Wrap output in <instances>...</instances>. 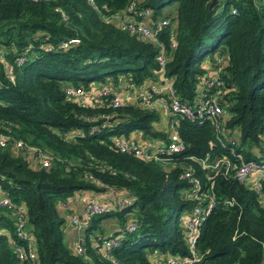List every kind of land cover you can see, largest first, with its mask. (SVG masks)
<instances>
[{
	"label": "trees",
	"instance_id": "1",
	"mask_svg": "<svg viewBox=\"0 0 264 264\" xmlns=\"http://www.w3.org/2000/svg\"><path fill=\"white\" fill-rule=\"evenodd\" d=\"M210 1L0 0V132L52 155L49 165L40 166L10 143L0 146V193L24 205L35 251L31 261L15 257L12 246L26 244L14 231L11 209L0 207V264H151L154 250L185 255L179 215L194 199L187 195L191 184L181 177L184 169L202 185L212 180L217 200L202 221L198 264H264V177L259 196L232 176L239 158L264 160V0H216L209 6ZM130 2L149 8L153 19L168 16L174 25L172 49L167 28L158 38L169 53L165 75L180 98L192 103L199 77L218 71L221 130L237 144L220 145L206 118L170 114L183 147L163 162L135 156L118 150L113 137L139 131L165 141L168 135L153 128L154 108L137 103L113 108L106 99L83 104L65 97L64 84L89 87L120 75L135 85L155 80L157 45L104 19ZM168 3H175L172 14H161ZM71 38L77 40L67 42ZM100 114L108 115L107 125L90 133V124L102 119L86 121L82 115ZM215 156L226 159L231 170L224 174L223 166L212 170L198 161ZM108 187L127 200L118 206L109 199L111 204L75 229L84 247L77 253L75 237L72 245L64 239L69 215L60 202L85 189L97 193ZM111 218L115 229L107 232L101 221ZM127 222L135 225L130 231ZM115 233L122 237L109 253L93 246Z\"/></svg>",
	"mask_w": 264,
	"mask_h": 264
},
{
	"label": "built area",
	"instance_id": "2",
	"mask_svg": "<svg viewBox=\"0 0 264 264\" xmlns=\"http://www.w3.org/2000/svg\"><path fill=\"white\" fill-rule=\"evenodd\" d=\"M231 12H234V10L231 9ZM106 18H111L121 29L135 35L137 38L157 45V63L159 68L156 71V78L146 86H142V84L135 85L128 78H125L117 86L102 82L91 91L92 93L88 91L91 88L84 89L81 86L64 84L62 90L66 98L83 104H93L96 100L106 99V105L113 108L127 103H137L139 105L153 107L155 100H160L165 103L166 109L170 114H178L187 118L197 117L208 119L213 125L215 138L220 145L232 147V144L239 142L236 137L226 135L221 130L224 109L220 104V96H222L221 88L223 87V80L218 71L211 73L205 72L199 77L196 95L192 103L178 96L175 88L172 86L171 78L165 75L164 64L169 57L168 49H172L175 46L173 40L174 25L168 16H157L153 19L149 8L137 7L134 2H130L125 8L105 16L104 19ZM162 28H167L169 37L168 49L158 38V34ZM76 40L71 38L67 42H74ZM67 42H61V46H66ZM215 58L219 62L218 65L224 64L223 56L216 54ZM21 61V58L16 59L17 64ZM154 93L158 94L159 99H155L156 96H153L155 95ZM82 116L86 121H94L99 119V117L102 119L98 125L90 124V133L97 132L100 128L107 125L108 115L106 114ZM175 125L176 122L174 121L173 128L168 133L167 139L158 144L150 145L148 143H141L137 137L133 136H116L113 137V141L120 151L139 157L153 158L161 162L168 161L169 154L177 152L183 147ZM63 134L64 137H72L74 133L63 132ZM8 143H10V147L15 153L22 154L20 152L24 151L25 154L29 155L28 158L31 162L37 163L40 166H47L51 162L52 155L46 149L38 145L29 144L21 139L11 138L10 135L0 132V146H5ZM204 160H207L206 157L198 160L203 167H209L214 170L223 166L224 174L231 170L228 166V161L221 156H215L211 161ZM239 160L238 165L232 170V176L247 187L252 188L259 196H263L260 181L264 177V160L255 158H239ZM191 172L189 169H184L181 173V177L187 179L191 184L187 195L194 199L191 208L189 210H183L179 215V220L184 226L183 234L186 241L187 253L182 256H175L163 252L164 255L157 260V264H198L201 260L202 254L197 249V239L201 232L203 219L211 211L217 200L214 196L212 180L202 185L198 178ZM117 192L118 190L115 188L108 187L100 192L101 198L99 200L91 197L87 198L84 204L83 216L74 213L70 214L68 218L69 223L76 230L81 229L83 221L90 215L104 210L107 203L111 204L109 199H112V203L115 202L118 206L124 204L127 199L124 195L121 196L122 194L116 196ZM228 202H230L228 199H223L225 205ZM60 205L63 206L64 203L60 202ZM0 207H9L11 209L14 215V231L17 237L24 240L26 244L25 247L17 244L12 246L15 257L19 260L26 258L31 261V259H34L35 251L33 249V239L26 225L24 205L12 202L10 197L4 193L0 196ZM134 226L132 222L124 224L127 231L132 230ZM120 237H122V234L115 233L99 241L96 240L93 246H97L99 250L107 254L111 247L119 243ZM82 241V236L77 234L73 242L75 252L80 254L84 252Z\"/></svg>",
	"mask_w": 264,
	"mask_h": 264
},
{
	"label": "crops",
	"instance_id": "3",
	"mask_svg": "<svg viewBox=\"0 0 264 264\" xmlns=\"http://www.w3.org/2000/svg\"><path fill=\"white\" fill-rule=\"evenodd\" d=\"M205 64H208V61L205 60ZM125 79L124 76L120 75L116 78V80L114 81L113 79H111L110 77L104 81L105 83H109L112 86H117L119 85L123 80ZM148 83V81H144L142 82V86H146ZM99 85V84H98ZM98 85H91L89 88H95ZM155 95H157V93H154ZM155 99H159L158 96H156ZM155 103H157L156 108H157V112H158V119L154 122V129L163 132V130H167V133H164L166 136L168 135V131L170 132L171 129L173 128V123L174 121L171 120V116L170 113L167 111V109L165 107H163L162 101L160 100H155ZM174 120V119H173ZM131 136L133 137H137L138 141L141 143H148L150 145H154V144H158L164 141V137H154L152 138L150 136V134H142L141 132L137 131L134 132ZM101 192V191H100ZM100 192H93L91 190L85 189L82 190L80 192H77L74 196L69 197L68 199H66V201H61L64 203V207L66 208V216L68 217V215L70 214H77L79 216H83V211H84V204L87 200V198L91 197V198H95L96 200H99L101 198L100 196ZM1 196V193H0ZM107 222V232L112 231L113 229H115V220L114 219H108V220H103L101 221V223L103 222ZM63 234H64V239L67 241V243L69 245H72L73 239L75 237V228L69 223V221H67V223L64 224V228H63ZM156 251V250H154ZM154 251H152L151 253H153ZM163 253V252H161ZM157 263V261H156Z\"/></svg>",
	"mask_w": 264,
	"mask_h": 264
},
{
	"label": "rangeland",
	"instance_id": "4",
	"mask_svg": "<svg viewBox=\"0 0 264 264\" xmlns=\"http://www.w3.org/2000/svg\"><path fill=\"white\" fill-rule=\"evenodd\" d=\"M174 7H175V3H168V4H165V5L161 8L160 13H161V14H169V15H171L172 12H173V10H174ZM100 83H102V82H101V81H99V82H98V81H97V82L95 81V82H91V85H98V84H100ZM81 87L84 88V89H89V87H84V86H81ZM93 89H94V87L91 88L90 90H88L89 93H92L91 91H92ZM152 99H153V98H152ZM83 101H84V100H83ZM162 104H163V107L166 108L165 103L162 102ZM156 105H157V103H154V106H153L152 108H154V109L157 111ZM154 125H155V123L153 122V128H154ZM163 132H164V133H167V130L165 129V130H163ZM168 133H169V131H168ZM20 153L25 154L24 151H21ZM65 199H68V198H65ZM104 220H105V219H104ZM106 226H107V222L105 221V222L102 223V227L106 228ZM63 228H64V225H63ZM165 253H166V252H165ZM167 254H168V253H167ZM163 255H164V253H161V252H159V251H154L153 253L149 254V260H150L151 264H157L156 261L159 260L160 258H162Z\"/></svg>",
	"mask_w": 264,
	"mask_h": 264
},
{
	"label": "water",
	"instance_id": "5",
	"mask_svg": "<svg viewBox=\"0 0 264 264\" xmlns=\"http://www.w3.org/2000/svg\"><path fill=\"white\" fill-rule=\"evenodd\" d=\"M217 1L216 0H211L209 3V6H212L213 4H215Z\"/></svg>",
	"mask_w": 264,
	"mask_h": 264
}]
</instances>
